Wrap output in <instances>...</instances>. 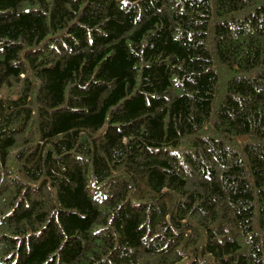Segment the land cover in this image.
Listing matches in <instances>:
<instances>
[{"label":"trees","instance_id":"trees-1","mask_svg":"<svg viewBox=\"0 0 264 264\" xmlns=\"http://www.w3.org/2000/svg\"><path fill=\"white\" fill-rule=\"evenodd\" d=\"M0 264H264V0H0Z\"/></svg>","mask_w":264,"mask_h":264}]
</instances>
